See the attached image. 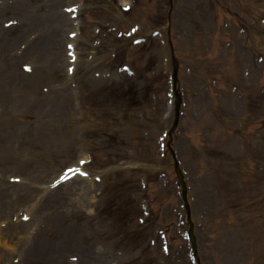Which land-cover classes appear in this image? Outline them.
I'll return each mask as SVG.
<instances>
[{
  "label": "rangeland",
  "instance_id": "rangeland-1",
  "mask_svg": "<svg viewBox=\"0 0 264 264\" xmlns=\"http://www.w3.org/2000/svg\"><path fill=\"white\" fill-rule=\"evenodd\" d=\"M126 3L0 0V239L15 253L3 249L14 264H191L175 159L200 263L264 264V0H172L169 31L167 0L123 13ZM168 33L183 97L162 157L176 109L164 95ZM91 156L85 177L51 188ZM140 204L149 247L135 227Z\"/></svg>",
  "mask_w": 264,
  "mask_h": 264
},
{
  "label": "bare ground",
  "instance_id": "bare-ground-1",
  "mask_svg": "<svg viewBox=\"0 0 264 264\" xmlns=\"http://www.w3.org/2000/svg\"><path fill=\"white\" fill-rule=\"evenodd\" d=\"M65 18H64V16L61 18V19H58V21H59V23H56V24H61L63 21L62 20H64ZM55 21H57V18H56V20ZM55 21H53V22H55ZM52 25H54V23L52 24ZM50 28H51V26H50ZM35 248H37V252H40V254L42 255V248L43 247H35ZM46 251V252H45ZM44 252L45 253H43V257L42 258H44V259H50V255L53 253L52 251H50V250H44ZM49 254V255H48Z\"/></svg>",
  "mask_w": 264,
  "mask_h": 264
}]
</instances>
